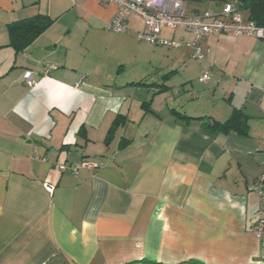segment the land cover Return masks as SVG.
<instances>
[{"label": "crops", "instance_id": "crops-1", "mask_svg": "<svg viewBox=\"0 0 264 264\" xmlns=\"http://www.w3.org/2000/svg\"><path fill=\"white\" fill-rule=\"evenodd\" d=\"M117 10L0 0V264H262L264 42L212 35L195 59L184 27L161 33L178 47L138 40V16L109 31ZM37 14L54 21L17 50L7 25ZM237 110L247 134L204 125Z\"/></svg>", "mask_w": 264, "mask_h": 264}, {"label": "built area", "instance_id": "built-area-1", "mask_svg": "<svg viewBox=\"0 0 264 264\" xmlns=\"http://www.w3.org/2000/svg\"><path fill=\"white\" fill-rule=\"evenodd\" d=\"M117 5L118 10L114 17L106 23V28L114 33L128 31V22L132 16H138L144 21V29L137 33L140 41H145L152 46H180L181 43L165 39L161 33L164 28L178 29L184 27L194 35L191 43L193 47L192 57L203 59L205 51L202 47L204 39L212 35H247L264 42V25L255 21L244 19L236 7V0L226 2L223 9L218 11H205L197 14H189L184 0H105ZM54 64H47L45 72L56 68ZM210 78V71L205 70L199 77L200 82H206ZM24 80L30 86L36 85L35 72L28 69L24 72ZM99 163L93 160H83L79 167L93 169ZM67 164L61 163L59 168L64 170ZM77 167H74L76 171ZM49 191H53L51 185L46 184ZM260 197L259 221L254 225L253 232L261 243L260 261L264 264V174L255 182L253 187Z\"/></svg>", "mask_w": 264, "mask_h": 264}, {"label": "trees", "instance_id": "trees-1", "mask_svg": "<svg viewBox=\"0 0 264 264\" xmlns=\"http://www.w3.org/2000/svg\"><path fill=\"white\" fill-rule=\"evenodd\" d=\"M187 3L198 0H184ZM225 2L226 0H214ZM236 7L240 12H245L248 20L255 21L259 25H264V0H236ZM194 11H198L197 8ZM54 19L44 14H37L35 16L11 22L7 25L10 35L11 44L17 50L25 49L31 42H33L39 35H41L53 23ZM176 115L185 118H192L176 111ZM248 117L241 110L235 111L232 116L225 122L217 120L205 122L206 128L213 130L228 131L235 129L241 133H248ZM157 264V263H153ZM180 264H205L196 259Z\"/></svg>", "mask_w": 264, "mask_h": 264}, {"label": "rangeland", "instance_id": "rangeland-1", "mask_svg": "<svg viewBox=\"0 0 264 264\" xmlns=\"http://www.w3.org/2000/svg\"><path fill=\"white\" fill-rule=\"evenodd\" d=\"M214 0H198V1H192V2H189L187 3L188 4V8L192 11V12H195L193 9L195 8H199L200 10H202L204 8V5H208V4H211V7L214 8V7H217V4H215L213 2ZM242 16L245 17L246 13L245 12H241ZM140 25H141V22H140ZM144 43H147L145 41H142Z\"/></svg>", "mask_w": 264, "mask_h": 264}, {"label": "water", "instance_id": "water-1", "mask_svg": "<svg viewBox=\"0 0 264 264\" xmlns=\"http://www.w3.org/2000/svg\"><path fill=\"white\" fill-rule=\"evenodd\" d=\"M231 1H232V0H226V2H228V3L231 2Z\"/></svg>", "mask_w": 264, "mask_h": 264}]
</instances>
